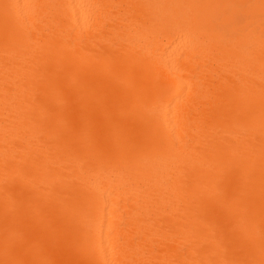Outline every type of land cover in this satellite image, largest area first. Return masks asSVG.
Here are the masks:
<instances>
[{
    "label": "bare ground",
    "instance_id": "1",
    "mask_svg": "<svg viewBox=\"0 0 264 264\" xmlns=\"http://www.w3.org/2000/svg\"><path fill=\"white\" fill-rule=\"evenodd\" d=\"M0 264H264V0H0Z\"/></svg>",
    "mask_w": 264,
    "mask_h": 264
}]
</instances>
